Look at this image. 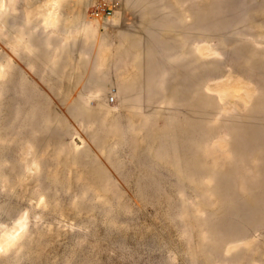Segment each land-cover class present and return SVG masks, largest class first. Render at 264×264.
I'll return each instance as SVG.
<instances>
[{
	"label": "rangeland",
	"instance_id": "1",
	"mask_svg": "<svg viewBox=\"0 0 264 264\" xmlns=\"http://www.w3.org/2000/svg\"><path fill=\"white\" fill-rule=\"evenodd\" d=\"M96 1L0 0V264H264L246 187L171 142L214 109L206 167L258 162L230 129L264 121V0Z\"/></svg>",
	"mask_w": 264,
	"mask_h": 264
},
{
	"label": "bare ground",
	"instance_id": "2",
	"mask_svg": "<svg viewBox=\"0 0 264 264\" xmlns=\"http://www.w3.org/2000/svg\"><path fill=\"white\" fill-rule=\"evenodd\" d=\"M261 107H264V103L261 105ZM215 114L216 113H215L214 109H204V110L199 111V114L197 115V119L190 120L189 126L183 132L185 134L184 135L185 137L188 136L187 140H185V143H183L184 145L180 142L178 130H177L176 137H174L171 140L172 145L177 146V147H183V146L187 147L189 153H191L193 155L192 156V164L197 167L196 169H198V167L205 169L207 172H210L211 175H213V177H215L218 180L217 184L213 188H214V191L216 192V194L220 198L232 201L230 203H233V201H235L234 195L233 194L230 195L229 193H227V191H226L227 188L233 189L236 183H241V185L243 184L246 187L245 200H243V203L241 202L240 204H238V202H237L236 205H232L233 206L232 208H233L234 212L235 211L244 212V211H242V209H244L247 212L246 213L247 220L254 227H257L259 225V219L264 218V121L260 122L259 124L258 123H252L251 121H250L251 123H248L246 121H241L240 122L241 128L239 129V127H238V132L235 130H231L229 128L230 129V135L233 137V139L236 140L234 142V144L232 145V148H233L232 150L234 151L235 156L238 157L241 155L250 154L251 157H255L256 159H258L257 163H253V162H249L247 160V158L244 157V158H246V160H244L245 164H247V162H248V166L251 167V173L246 172L245 168H247L248 166H245V165L243 166V164H240L236 160L234 162L235 166L230 167L229 169L226 170V172H222V171H220V169L211 170L208 167H206V165L203 161V157L200 155V148H199V147H201V145L203 146L205 143L210 142L213 139V137H215V135H216L217 130H216L215 125L213 124ZM259 115H260V113H259ZM244 120L249 121L250 119H244ZM196 128H199V131H197V130L195 131V132H197V135H198L197 139L195 140L194 130ZM164 131L166 132L165 128H164ZM180 135H183V134H180ZM237 140H239V141H237ZM240 140L241 141L244 140L245 144L243 142L241 143ZM207 146H208V144H207ZM211 158H212V156H211ZM225 163H226V161H225ZM225 163H224V165H225ZM221 168H223V167H221ZM201 172H203V171L201 170ZM241 185H240V187H241ZM230 210H228V211L230 212ZM239 210H241V211H239ZM232 211L230 213H232ZM235 213L232 214V216L233 215L235 216ZM240 215H241V213H240ZM246 215L243 214L242 216H246ZM236 216H237V214H236ZM238 217H237V219H238ZM244 218H246V217H244ZM228 219L230 221V218H228ZM233 219H235V218H232L231 220H233ZM238 220H240V218ZM20 223H22V222H20ZM227 223H228V221H227ZM234 224L236 225V222ZM21 225H23V223ZM21 225L20 226L18 225L17 228H15V229H18V227L22 228ZM227 226H228V224H227ZM212 228H213V230L215 229L217 231V226L215 224L212 226ZM224 228H225V226H224ZM228 229H229V227H228ZM19 230H20V228H19ZM19 230H14V231L18 232ZM222 231H223V229H222ZM243 232H242V234H243ZM13 233L14 232H12L11 234H13ZM234 233H236V232L234 231ZM5 234H7V232H5ZM11 234H10V236H7L9 240L4 239L5 242H3L2 245L5 243L4 245L6 247H9V245L12 243V240L14 238L11 236ZM15 234L16 233H14V236L16 238L17 237L16 235H18V233L16 235ZM8 235H9V233H8ZM2 237H3V235H2ZM7 237L5 236V238H7ZM1 241H3V240H1ZM1 247L2 246L0 245V248Z\"/></svg>",
	"mask_w": 264,
	"mask_h": 264
},
{
	"label": "built area",
	"instance_id": "3",
	"mask_svg": "<svg viewBox=\"0 0 264 264\" xmlns=\"http://www.w3.org/2000/svg\"><path fill=\"white\" fill-rule=\"evenodd\" d=\"M91 15L98 19H111L114 15V8L108 0H98L92 5ZM116 101V91L113 89L108 95V102Z\"/></svg>",
	"mask_w": 264,
	"mask_h": 264
}]
</instances>
